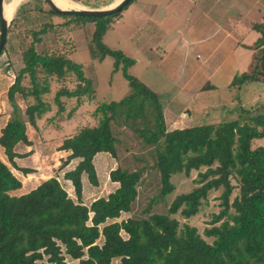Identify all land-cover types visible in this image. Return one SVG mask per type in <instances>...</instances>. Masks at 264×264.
<instances>
[{
	"label": "trees",
	"instance_id": "1",
	"mask_svg": "<svg viewBox=\"0 0 264 264\" xmlns=\"http://www.w3.org/2000/svg\"><path fill=\"white\" fill-rule=\"evenodd\" d=\"M48 10L50 15L94 23L91 55L100 61L107 56L113 58L114 70L122 69L129 93L120 101L98 105L92 114L95 125L80 127L60 146V150L71 153L61 162V168L72 159H80L75 169L64 175L73 186L75 201L56 178L42 182L25 195L11 196L9 193L19 189L21 183L0 159V264H65L64 254L77 264H111L113 259H119L120 264H264V147L252 148L253 141L264 140V113L240 109L235 120L168 131L159 96L128 72L135 61L110 50L103 42L112 16L93 19L56 14L50 7ZM254 29L260 38L252 48L249 71L236 74L230 87L264 82V26ZM39 33L45 34L46 28ZM34 40L40 42V38ZM22 60L24 67L7 92L12 113L0 135V147L14 169H18L14 158L19 157L15 146L28 144L26 126L35 127L36 120L51 108L43 97L51 93L48 83L52 79L77 84L75 90L64 87L56 92V115L65 109L62 99H73L77 104L82 98L94 101L83 66L68 57L37 54L31 46ZM38 73L45 77L43 84L39 83ZM26 75L30 89L21 86ZM16 94L26 100L32 97L33 103L22 111L15 102ZM130 138H136L147 149L150 165L141 156H131L144 166L133 170L121 166L119 150L129 151ZM98 153H107L117 162L109 179L119 186L87 207L82 203L81 176L86 174L92 186L98 185L93 166ZM146 167L157 172L162 197L174 191L171 177L176 174L188 177L192 171L198 172L199 187L176 197L165 215L108 223L131 211ZM232 179L238 183L239 194L230 204L235 189ZM219 189L222 209L212 217L211 227L204 230L211 243L196 228L180 227L172 218L177 213L184 219L194 217L208 193ZM101 238L103 243L98 245Z\"/></svg>",
	"mask_w": 264,
	"mask_h": 264
},
{
	"label": "rangeland",
	"instance_id": "2",
	"mask_svg": "<svg viewBox=\"0 0 264 264\" xmlns=\"http://www.w3.org/2000/svg\"><path fill=\"white\" fill-rule=\"evenodd\" d=\"M66 1L69 6L66 8L100 10L111 7L117 0ZM168 1H171V4L166 7V17L160 18L161 16H158L161 12L159 8L161 6L159 4H165ZM17 2H19V4L14 13L8 18L9 28L7 30L6 45L3 54L0 56V69L4 71L5 76L12 78V83L19 71L24 67L22 60L23 53L33 46L37 54H52L57 56L61 54L64 57L71 59L74 63L83 66L82 68L85 79L90 82V87L92 91H94V108L98 107L101 103L120 101L128 95V83L123 77L121 68L116 71L114 70V59L107 56L100 61L93 58L91 55V51L94 48L92 36L95 30V25L93 22L50 15V13H48L50 6L42 0H4V5L6 6L7 11H9ZM148 2L156 4H152L150 8L146 5L145 8L148 9H143L142 12H137L135 9V1H133L124 8L119 15H114L109 19V30L103 38L105 46L112 51L122 52L128 58L136 61V64L128 70L129 74L148 84L150 90H159L162 95H164L162 99H171V95L173 94L176 98L177 90L192 74L196 76L193 79L194 87L197 84L204 85L208 81V79H204L202 73L205 70V67L203 66L207 64L206 51L208 48L197 49L193 52H191V49H188L186 56L189 55V58H187L188 60H184L185 55L179 53V47L175 49L173 46L177 41H183L182 49H185L188 42L194 41L193 37L189 38L187 35V30H193L192 26L196 24L199 15L193 5V1L149 0ZM208 3L209 0H205L204 7H208ZM227 3H229V6ZM233 4L235 5L231 9ZM260 5V13L261 15H264V4L260 3ZM254 7H256V0H221V4L216 5L217 9L214 14L223 25L226 24L227 26L238 19L240 20V18L245 24L251 22L255 23L258 16H255L254 12L252 14L245 13L246 10H254ZM222 8H226V13L223 12ZM203 9L204 8L201 5V11ZM229 9H231L230 12L228 11ZM142 17H144V22L143 19L141 22L136 21L137 18ZM43 28H46V33L40 34L39 32ZM37 33H39V35ZM36 37L40 38V42L34 40ZM190 48H192V46H190ZM162 56L164 59H162ZM151 63L155 66L151 67ZM214 64L216 65L217 63H214L211 60L208 65L212 67ZM71 77L73 82H77L75 76ZM44 79L45 77L43 73H38L40 84H43ZM49 83L48 85H50L51 93L44 96L43 99L44 102H49L50 107L51 105H56L53 98L58 90L64 87L75 90L77 87V84L72 86V84L67 81L62 83L55 79H52ZM212 83L213 82L209 83L210 86H212ZM21 86L25 87V89L31 88V82L27 75L22 79ZM232 88L236 90H222L219 92H213L209 95L208 98L212 105L223 103V105L229 107L227 97L231 92L235 95V98L237 97V102L239 97L242 100H247L250 98L251 93L253 96L262 97L264 100V84L261 82L244 85L241 91H239L240 87ZM62 100L66 101V99ZM178 101L179 100H177V102ZM16 102L22 106V110L24 111L28 105L33 103V100L32 97H29V99L27 98L26 100L22 98L20 94L16 96ZM233 103L235 104V102ZM75 104L76 102L74 101L68 106L66 103V106L69 109L67 110V113L70 111H76L75 114L77 113L76 108H73ZM194 105L198 107L196 100ZM248 108L249 110L252 109V111L254 110L259 113H264V102ZM56 109L57 107L55 106L54 110ZM84 110L85 109L81 112L86 114L88 111ZM170 114V110L163 107L165 123L167 121L169 124L174 120H170L172 118ZM212 115H214V113H211L210 110L205 114L204 119L207 123L216 124L221 121L217 118L213 119ZM222 118H225L224 112ZM75 119H77V122H82L83 125L89 121L88 119L87 122H84L79 119L78 116ZM204 119L195 121V123H204ZM190 122L191 121L185 117L180 124V128H186L190 125ZM70 131H72V129L66 130L64 133H69ZM258 146L264 147V140L253 141L252 148ZM128 147L129 151L126 153L122 151V148L119 150V161L121 166L133 170L141 169L144 166V163L151 164L147 149L143 148L136 138L129 139ZM131 156H141L145 161L144 163L140 161L137 162L136 160H133ZM109 169L110 167L102 170L96 163V175L98 182H100L99 188L101 190L96 191V194L105 196L109 190L113 192V188L108 181ZM201 171L204 172L205 168H202ZM197 174L198 172L192 171L188 177L184 174L173 175L171 177V183L174 185V191L166 197H162L160 196L161 183L157 172L146 167L143 170L142 183L137 188L138 195L131 211L129 213H122L119 219L109 220L108 223L122 222L130 218H145L153 214L165 215L168 211V207L176 197L190 193L199 187L196 184L198 178ZM231 183L235 186V189L229 198L230 204L239 194L237 181L232 179ZM63 188L67 193H72V191L67 188V185L63 184ZM221 194L222 189L210 191L207 197L201 201L199 211L194 217L184 219L179 213H177L176 215H173L172 218L179 222L180 227L188 225L196 228L198 234L205 241L211 243L212 239L205 237L204 230L211 227L210 222L212 217L218 214L222 209V206L220 205ZM232 213L233 209H230L229 214ZM121 235L123 238H127L125 233L122 232ZM96 243L102 245L103 239H99ZM64 258L65 264L78 263L65 254ZM46 259L47 257H44V262ZM111 264H120V261L119 259H113Z\"/></svg>",
	"mask_w": 264,
	"mask_h": 264
},
{
	"label": "crops",
	"instance_id": "3",
	"mask_svg": "<svg viewBox=\"0 0 264 264\" xmlns=\"http://www.w3.org/2000/svg\"><path fill=\"white\" fill-rule=\"evenodd\" d=\"M120 1L121 0H117L112 6L119 3ZM148 1L149 0H136V11L142 12L143 9H148L145 8L146 5H148L150 8L152 4H156L149 3ZM192 1L199 15L196 24L192 26L193 30H187V35L189 38L193 37L194 41H187L188 45L185 46V49H182L183 41H177L173 44V46L175 49L179 47V53H183L185 55L184 60H188L187 58H189V55L186 56L188 49H191V52H193L197 49L208 48L206 51L207 64L204 66L202 65L205 67V70L202 72L204 79L206 78L208 81L204 85L197 84L194 87L193 79L196 76L192 74L179 87L176 92V98L173 94L171 95V99L168 100L162 99L164 95H162L159 90L153 91L163 101L164 107L170 110V115L172 118L169 119H174L171 122L169 121V124L166 121L168 131L185 129L180 128V124L185 117L191 121L190 125L186 128L209 124L204 119L208 110H210L211 113H214V115H212L213 119L217 118L221 120L220 122H224L231 119H236L237 110H249L248 107H253L254 105L264 102L262 97L253 96L252 93L250 98L247 100H242L239 97L237 102V97L235 98V95H233L231 92V94L227 97L229 107L223 105V103L212 105L210 99L208 98V96L213 92H219L222 90H236L230 87L234 76L236 74H242L249 71L254 54L252 48L254 47V43L260 38V34L254 29V26H264V15H261L260 13V3L264 4V0H256V7H254V10L245 11L246 14H252L254 12L255 16H258L255 23L251 22L245 24L240 18V20L238 19L228 26L226 24L223 25L214 14L215 10L217 9L216 5H220L221 0H209V6L207 5L208 7H204L205 0ZM170 4L171 1H168L165 4H159L161 6L159 7L161 12L158 15L161 16L160 18L166 17V7H168ZM201 5L204 8L202 11ZM227 5L229 6V3H227ZM234 5L235 4L231 6V9ZM231 9L228 11L230 12ZM222 10L224 13H226V8H222ZM142 19L144 22V17L137 18L136 21L141 22ZM190 46H192V48H190ZM162 59H164V57ZM211 60L217 64H214V66L210 67L208 64L211 62ZM150 65L151 67L155 66L153 63ZM210 82H213L212 86H210ZM261 83L264 84V82ZM12 84V78L5 76L4 71L0 69V135L12 113V107L7 96L8 89ZM144 84L149 87L148 84ZM242 87L243 86L240 87L239 91H241ZM17 95L18 94L15 95V102ZM81 100L82 102L79 101L78 104L76 103L73 106V108L75 107L77 110L76 114L78 118L84 122H87L89 119V121L84 125H95L96 120L92 116L93 111L95 110L94 101H89L85 98H82ZM177 100L179 101L177 102ZM195 100L198 103V107L194 105ZM72 101L76 102V100L73 99H66V101H62L64 103L65 109L61 115H56V110H54L55 105H51V108L46 113V115L36 120L35 127L32 128L30 125L26 126L28 144L20 142L14 148L15 153L19 156L14 158V163L18 169L12 168V166L6 162L7 158L4 155L3 148L0 147V159L8 165L12 174L21 183V187L19 189L9 193L11 196L19 197L25 195L37 188L42 182L50 178H56L62 186L63 184L67 185V188L72 191L71 194L68 193L69 197L72 200H76L73 186L71 185L70 181L64 179V175L73 171L78 165L80 159H72L65 167L61 168V162L66 161L71 153L59 149L64 140L72 137L77 132V130L80 129V127L84 126L82 122H77V119H75L77 117L75 114L76 111H70L67 113V110H69L67 106L70 105ZM233 102H235L236 105ZM16 104L21 109H23L18 102H16ZM83 109H85L84 111L87 110L88 112L83 114V112H81ZM223 112L225 115L224 119L222 118ZM202 119L205 120L204 123H195V121ZM69 129H72V131L69 133H64ZM96 163L102 170L110 167L108 171V181L110 182V186L113 188V191L116 190L119 185L117 183L111 182L109 179V173L117 168L116 161L107 153H98L93 158V166L95 171ZM99 183L100 182H98L97 186L92 187V185L88 182L86 174H82L81 184L83 205L88 207V204L90 206V204L96 199L106 198L108 194L112 193V191L109 190L105 196L96 194V191H101L99 188Z\"/></svg>",
	"mask_w": 264,
	"mask_h": 264
},
{
	"label": "water",
	"instance_id": "4",
	"mask_svg": "<svg viewBox=\"0 0 264 264\" xmlns=\"http://www.w3.org/2000/svg\"><path fill=\"white\" fill-rule=\"evenodd\" d=\"M42 1L46 2L53 10V12L56 14L101 19L109 16H114L120 13L124 8H126L131 3L132 0H121L113 7L100 9V10H89V9L62 10L59 9L57 6H55L51 0H42ZM3 7H4V0H0V54L5 45L7 30L9 28V22L4 18Z\"/></svg>",
	"mask_w": 264,
	"mask_h": 264
},
{
	"label": "bare ground",
	"instance_id": "5",
	"mask_svg": "<svg viewBox=\"0 0 264 264\" xmlns=\"http://www.w3.org/2000/svg\"><path fill=\"white\" fill-rule=\"evenodd\" d=\"M51 1L59 9H62V10H78V9H74V8H66V7H69L66 0H51ZM18 4H19V2H17L9 11H7V8L4 5V7H3V14H4V18L6 20H8V18L14 13V11H15V9H16V7H17Z\"/></svg>",
	"mask_w": 264,
	"mask_h": 264
}]
</instances>
